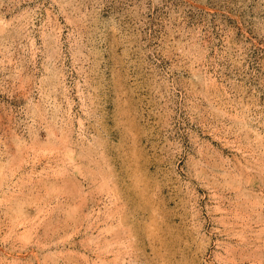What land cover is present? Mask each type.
Segmentation results:
<instances>
[{
  "label": "rangeland",
  "instance_id": "374dc122",
  "mask_svg": "<svg viewBox=\"0 0 264 264\" xmlns=\"http://www.w3.org/2000/svg\"><path fill=\"white\" fill-rule=\"evenodd\" d=\"M0 264H264V0H0Z\"/></svg>",
  "mask_w": 264,
  "mask_h": 264
}]
</instances>
